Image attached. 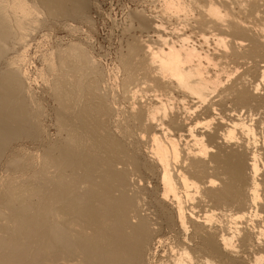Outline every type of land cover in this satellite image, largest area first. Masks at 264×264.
I'll use <instances>...</instances> for the list:
<instances>
[{
    "label": "bare ground",
    "instance_id": "bare-ground-1",
    "mask_svg": "<svg viewBox=\"0 0 264 264\" xmlns=\"http://www.w3.org/2000/svg\"><path fill=\"white\" fill-rule=\"evenodd\" d=\"M160 2L119 95L81 49L59 70L60 139L0 190V264H264V0ZM3 21L0 58L24 32ZM21 86L0 72V160L33 136Z\"/></svg>",
    "mask_w": 264,
    "mask_h": 264
},
{
    "label": "rangeland",
    "instance_id": "rangeland-1",
    "mask_svg": "<svg viewBox=\"0 0 264 264\" xmlns=\"http://www.w3.org/2000/svg\"><path fill=\"white\" fill-rule=\"evenodd\" d=\"M0 1L7 5L0 23L15 17L17 21L9 23L8 30L24 29L22 39L14 41L0 58V72L10 68L19 71L22 86L14 96H24L34 131L33 136L21 135L12 141L0 160V190H3L9 181H24L39 170L45 150L60 139L56 121L58 105L51 84L60 76L64 63L71 59L73 49H81L92 61L103 91L109 96L119 95L122 75L117 60L125 53L132 37L144 36L140 34L136 15L152 17L165 26L172 22L162 16L160 0ZM58 9L67 11L59 14ZM28 14L36 15V25L30 19L20 21ZM3 39L0 37V48ZM53 66L56 68L52 69ZM16 160L24 161L20 164H28L32 169L16 168L12 164Z\"/></svg>",
    "mask_w": 264,
    "mask_h": 264
}]
</instances>
